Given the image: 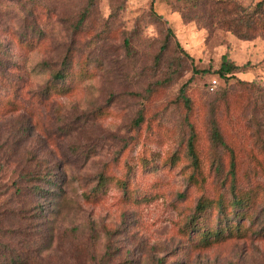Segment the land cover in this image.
<instances>
[{"label": "rangeland", "instance_id": "1", "mask_svg": "<svg viewBox=\"0 0 264 264\" xmlns=\"http://www.w3.org/2000/svg\"><path fill=\"white\" fill-rule=\"evenodd\" d=\"M258 1L95 0L84 21L86 31L74 35L70 22L78 18L85 0H43L49 10L41 7L36 19L27 16L21 1L0 0V56L24 64L12 89L6 83L0 87V209L26 201L27 195H10L28 183L19 179L22 169L56 173L60 180L43 183L51 195L31 200L44 209L37 235L44 258L51 256L52 264H264V234L248 232L208 246L188 241L184 226L196 201L202 193L213 196L221 182L213 170L203 183L190 181L189 131L174 101L188 81L186 94L203 106L213 91L210 84L220 82L205 71L216 68L223 54L238 65L248 63L237 77L264 87V32L242 39L220 21L223 13L234 17L236 3ZM168 27L205 71L181 67L153 91V79L167 71L171 48L160 57L159 67L153 62ZM39 29L44 33L39 44H27L26 38L36 42L41 37ZM125 35L130 36L131 54L122 44ZM67 50L73 71L85 73L73 75L67 90L44 96L51 74L40 63L46 59L58 67ZM241 89L234 84L230 90L242 92L246 100L259 98L255 87ZM246 114L249 118L250 112ZM138 115L142 122L135 131ZM250 127L249 120L241 119L233 129L246 134L251 152L259 151ZM199 149L207 157L214 150L206 131ZM223 157L225 173L230 158ZM256 157L263 169L264 156ZM209 163L208 158L205 173ZM252 168H258L252 182L263 180L264 172L254 161ZM102 170L119 181L97 190L93 187ZM130 190L139 195L136 201L128 198ZM0 219L17 228L9 224L11 218ZM13 234L14 241L21 237L17 230L8 233ZM107 249L108 260L100 261Z\"/></svg>", "mask_w": 264, "mask_h": 264}, {"label": "trees", "instance_id": "2", "mask_svg": "<svg viewBox=\"0 0 264 264\" xmlns=\"http://www.w3.org/2000/svg\"><path fill=\"white\" fill-rule=\"evenodd\" d=\"M19 1L24 4L27 16L36 19L38 18V12L42 13L40 8L43 7L41 5L43 0ZM28 1L29 6L26 5ZM94 5L95 0H85L78 18L74 22H70V32L72 34L78 35L86 31L84 21ZM43 9L46 13L49 10L47 6ZM235 9L236 12H234L233 18H229L226 13H223L225 17L220 19L222 26L233 31L242 39H248L257 33L264 32V0H259L254 5L236 3ZM150 12L155 19L162 22V16L156 13L152 7ZM34 25L35 22L31 24V27H34ZM39 33L42 35L36 38V42L29 38H26L25 42L29 45L39 44V41L44 37L42 29H39ZM122 44L126 52L131 54L130 36L125 35ZM168 49H170V54L167 56L165 77L153 79V91L159 83H163L161 81L168 82L170 77L174 76L175 72L181 67L185 69L186 66H191L193 73L205 71L197 67L193 58L181 46L176 35L169 27L166 28V36L160 45L159 53H157L153 65L157 67L161 65L159 63L160 57L162 54H166ZM71 55V51L67 50L61 63L54 68L47 62L48 60L43 59L41 61L40 67L48 72L50 71L51 74L50 79H47L44 83L42 91L44 96H50L49 94L58 90H67L72 76L83 71L78 69L73 71ZM247 64L238 65L227 54H223L216 68H209L205 71L206 73H212L220 82L215 87L217 81L214 80L213 91L209 92L211 95L203 106L195 105L194 99L192 98V100L186 94L185 87L188 81L179 87V92L174 100L178 108L182 110H179L182 115V123L189 131L185 146L190 165L193 167L189 176L190 181L203 183L206 177L210 175L209 171L213 170L221 182L219 185L220 190H217L213 196L204 193L200 195L188 217L184 227L188 241L193 244L208 246L225 237L241 236L248 232H257L258 235L264 234V179H256L252 182L251 178L257 174L258 168L256 170L253 168L248 169L250 161H254L256 165H259V171L262 169L261 160H258L256 156H264V87L260 84L258 86L255 81H245L237 77L236 73L246 68ZM85 70H88V68ZM23 71L24 64L17 58L9 59L0 56V87H5L7 84L12 89L13 81L20 78ZM83 72L85 73V71ZM234 84L242 87V91L255 87L254 93L259 94V98L250 101L246 100L242 92L232 93L230 89ZM147 92H149V89H147ZM247 111L250 112L249 118L246 114ZM241 119H245L246 122L249 120L252 125L250 128H253L254 144L259 147V151L251 152L252 150L246 146L247 144L251 146L249 141L246 140V134H240L233 129L240 125ZM199 121H201V125ZM141 122L142 115H138L136 124L133 127L135 131ZM205 131L209 137L210 145L214 149L208 157L199 149L202 133ZM217 149L222 150V154ZM224 155L226 157L228 155L230 159L229 168L225 173H222L221 165L223 162L220 160V156L223 157ZM208 158L210 163L208 173H205L204 165L207 164ZM140 161L145 163L144 158ZM131 168L133 170V167ZM262 172H264V168ZM238 173L240 176L237 175ZM19 179L28 181L27 185H18L14 192H10V195L16 194L19 195V198L27 195V199L20 205L0 209L2 221L6 222V217H8V219L11 218L9 224H16L15 226H17V228H11L7 223H1L0 221V264H52L51 256L45 255V258L43 257L37 239L38 232L40 234L41 214L44 209L39 208V204L31 203V200L38 198L36 196L51 195L48 186H44L43 183L45 182L48 185V183L60 179L55 172L41 174L33 168L22 169ZM239 179H245V184L242 185V181ZM113 180L119 181L105 170H102L96 175V183L93 188L102 190ZM127 183V180L121 181L123 187H126ZM202 186L205 188L204 185ZM125 191H127V188H125ZM4 193H9V191ZM128 196L129 199L132 198L135 201L139 198L136 191L132 190L129 191ZM247 221L248 223H246ZM259 222L262 223L260 228ZM16 230L21 237L14 241L10 236L16 235H8V233H14ZM109 252H111L109 249L105 250V253L100 257V261L108 260V254L106 253Z\"/></svg>", "mask_w": 264, "mask_h": 264}, {"label": "built area", "instance_id": "3", "mask_svg": "<svg viewBox=\"0 0 264 264\" xmlns=\"http://www.w3.org/2000/svg\"><path fill=\"white\" fill-rule=\"evenodd\" d=\"M215 84V81L213 80L212 84H211V89L213 88V85Z\"/></svg>", "mask_w": 264, "mask_h": 264}]
</instances>
